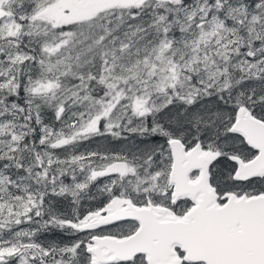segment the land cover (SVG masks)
<instances>
[{
    "label": "snow or ice",
    "instance_id": "1",
    "mask_svg": "<svg viewBox=\"0 0 264 264\" xmlns=\"http://www.w3.org/2000/svg\"><path fill=\"white\" fill-rule=\"evenodd\" d=\"M0 264H264V0H0Z\"/></svg>",
    "mask_w": 264,
    "mask_h": 264
}]
</instances>
